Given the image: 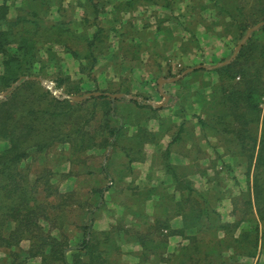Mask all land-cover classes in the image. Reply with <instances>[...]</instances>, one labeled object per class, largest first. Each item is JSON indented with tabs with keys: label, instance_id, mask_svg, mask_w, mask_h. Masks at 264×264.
<instances>
[{
	"label": "trees",
	"instance_id": "trees-1",
	"mask_svg": "<svg viewBox=\"0 0 264 264\" xmlns=\"http://www.w3.org/2000/svg\"><path fill=\"white\" fill-rule=\"evenodd\" d=\"M206 1L200 0V9L208 8L209 3L216 5L222 9L223 17L230 21V26L224 25L216 31L201 24L217 38L229 37L237 42L251 22L264 21V0H234L242 4L234 9L225 7L228 5L226 0ZM64 2L21 0L18 14L13 19L9 18L10 5L0 3V90L27 75L55 79L57 87L64 88L68 94H81L79 85L50 69L62 61L56 45L67 49V53L83 63L95 64L102 53L101 48H104L100 44L105 40L101 27L93 34L94 37L87 31L77 33L71 26L72 20L65 16L64 12L68 9ZM146 2L171 6L159 0ZM196 2L191 0L193 10ZM82 3L80 5L85 11L90 10L97 15L108 6L107 0H86ZM127 4L132 5L133 0ZM248 4L255 7L247 15L243 11L244 5ZM247 17L251 20L250 24L242 25L243 21L247 23ZM230 27L241 28L242 34L231 36L227 32ZM259 30L264 33V26ZM77 38L86 41L83 51L70 46ZM194 41L196 45L199 43L196 34L182 42L181 49L189 52V45ZM253 47L251 37L232 63L214 69L219 78L208 83L212 92L195 93L196 103L202 108V112L196 114L200 136L197 139L191 136L182 123L170 142L171 145L180 143L184 149V142L190 135L192 158L187 165L173 164L168 159L170 145L165 150L163 166L166 173L172 176L174 190L171 192L166 186H158L140 196L132 194L134 203L120 204L127 211L107 230L94 227L97 212L103 206L100 205L101 199L105 192L112 189L111 186L104 187V180L110 178V185H115L130 176L133 173L130 163L144 158V144L155 141L162 134L140 128L132 137L134 145L123 147L129 164L123 168L118 166L113 172L110 164L102 162L98 169L104 177L95 180L98 185L92 188L86 200L74 205L75 193L60 190L53 181L55 172L51 168H41L32 179L30 166L23 167L22 164L54 148L68 146L62 149V154L71 166L89 165L92 150L116 148L119 140L126 138L124 118L117 112L112 98L105 94L89 97L83 102L62 100L38 81H22L8 96V108L3 106L6 101L0 102V137L9 142V146L0 151V246L21 250L12 253L10 264H27L28 260L37 257L41 258V264H113L114 256L128 241L140 245V250L134 253L137 260L127 264H263L260 261L253 263L252 259L264 250V109L261 107L264 48ZM204 70L201 68L195 72ZM169 76L174 77L175 74L169 73ZM121 92L130 93L129 89ZM147 99L145 96L144 100ZM129 101L140 110L154 114L158 111L152 105L134 99ZM209 137L221 141L226 152L245 165V189L232 194L222 180H218L220 171L209 176L208 168L195 169L205 154L197 147L198 141L203 138L208 141ZM86 167L87 173H90L92 168ZM74 172L78 173L71 169L63 172V176H71ZM198 173L209 179L206 189L198 188L191 178ZM153 193L159 197L155 206L163 211L151 222L142 218H149L144 212ZM225 198L232 199V221H224L218 210ZM75 206L81 214L78 224L70 219ZM127 215H133L134 219L141 217L143 228L134 229L125 225ZM172 216L182 218L181 227L171 225ZM45 223L59 231L56 239L45 229ZM172 236H180L187 242L168 254ZM23 240L30 241L26 250L20 248ZM74 240H77L75 244Z\"/></svg>",
	"mask_w": 264,
	"mask_h": 264
},
{
	"label": "crops",
	"instance_id": "crops-1",
	"mask_svg": "<svg viewBox=\"0 0 264 264\" xmlns=\"http://www.w3.org/2000/svg\"><path fill=\"white\" fill-rule=\"evenodd\" d=\"M82 1L83 0H73L71 2L69 0L68 4H66L67 0L64 2L65 7H68L71 4L70 12L72 18L70 15H68V17L72 20V28L77 33L87 31L88 34L92 36L99 30L98 28L101 27V34L105 41L103 44H100V46H104V48H101L102 53L97 57L95 64L92 62L87 63V61H84L83 63V61L81 62V60L71 55L68 61V57L65 59L63 58V61H59L56 64L57 67L50 68L56 75L64 78L68 77L70 78L69 81L79 85L81 94L71 95H83L87 92L116 94L125 93L121 91L123 89H129V94L141 97L140 94H137V92L140 91V89H143V94L141 93L143 95L142 98L144 99V97L147 96L148 99L145 101H152L150 100L151 96H154L152 82L156 81V95L163 100L162 102H159L158 100V102H152L157 104L163 103L165 101V97L162 95L159 87L160 79L173 78L169 76V73L175 74L174 77L178 76L182 69L179 68L181 67V64L178 63L177 65L178 56L181 57L183 55V58H185V56H187L186 54L190 53V51L185 52L181 49L182 42L185 40L182 41L180 39L184 37V39L188 40V38H193V35L196 34V36L201 39V44L203 46L207 45L204 42H209V38L213 37L217 39L216 36L212 35V33L205 29L202 25H197L196 15L192 8H190L189 12L187 11L188 9L184 12L186 15V24L184 32L179 35L181 30H178L177 27H180L181 25L179 24L178 16H176L177 14H174L176 9L174 10L175 12H170L164 19L160 18L159 20H155L151 10L152 7L156 5L152 3L148 4L146 2L147 0H133L132 5L127 4L129 0H107L108 6L104 9L105 11L98 15L90 10L88 12L85 10L80 13L79 11L77 12L75 9L78 6L81 8L80 3H82ZM188 2L191 3V0H188ZM172 3L174 4V0H172ZM141 9H143V12ZM56 10L55 14L57 15L58 13ZM56 15L55 17L58 19ZM93 37L90 38L93 39ZM218 40H216L217 43ZM85 44L86 41L77 38L73 40L70 46H73L74 50L83 51L82 49ZM56 48L60 53L67 51V49L60 45H56ZM224 51L226 52V47L223 48V54ZM66 54L70 53L66 52ZM214 56L220 58L216 53L212 54V58ZM82 63L84 64V67ZM183 71H181V74ZM191 73H193V71L187 73L184 77L178 80L165 82L163 84V91L169 96V100L165 102L163 106L156 108L158 111L155 114L148 110H140L133 102L129 101L131 99H113L111 97L113 103L117 107V112L124 118V131L127 135L126 138L122 137L119 140V146L116 148L109 147L107 149H95L96 152L94 153L96 154L94 158H100L103 160H100L101 162L110 164L113 172L117 170L118 166L123 168L124 165L129 164V158L123 150V147L134 145L133 143L135 139H132V137L139 132L140 128L162 134V136L157 137L155 141L146 142L144 144V158L142 160H135L130 163L133 167V173L126 177L128 184L125 189L120 188V192L124 190L126 196H136V193L139 194L137 196H140L141 193L149 191L150 188L155 189L158 186H166L171 192L174 190L172 187V176L166 173L163 166L166 161L165 150L169 145L171 152L168 159L173 164L187 165L189 163V159L192 158L193 149L191 142H184V149L181 148V145H179L180 143L176 142L172 145L170 144L178 132L180 125L184 123L185 129L187 127H190L188 129H191L194 125V118H196V114H198L196 110V96L193 87L191 88L190 86V90L189 85H187L186 89L179 90L180 87L185 86L182 85V83H186L188 76L191 75ZM41 78L50 80L46 77ZM51 81L55 83L58 90L66 92L64 88L57 87L55 79H52ZM40 84L43 87H46L41 82ZM171 89H175V93ZM156 95L154 97H156ZM153 100L156 101V99ZM203 145L204 144L202 142V151ZM205 145L208 144L205 142ZM62 156L63 155H61V158H57L58 163L61 162V159H64ZM236 160L237 159H233L232 161ZM135 173L136 175H134ZM203 177L205 180L202 182L200 189H206L209 185V179L205 176ZM191 178L193 179L192 176ZM218 180H222L223 183L225 182V179H223L221 175ZM228 187L226 185V188L230 191V193L236 194L235 191L230 189V186ZM91 191L92 189L90 192ZM158 198L159 197L156 196V193H153L152 199L147 201V207L144 213L149 215V218H142L143 220L150 219V221L153 222L157 215H161L159 212H162L163 210L160 209L159 211V208L155 206ZM226 199H230L232 201L231 198H225L220 202L218 210L221 215L222 212L220 208L223 201ZM126 211L127 210H125L123 205L114 206L113 211H109V215L105 214L103 217L95 220L94 227L100 230L110 229V225L115 223L117 216H121ZM131 216L134 219V216ZM230 217H232L231 213ZM140 218L141 217H139V222L137 223L141 227L144 224L140 221L142 220ZM223 220L232 221L225 220L224 218ZM170 222L175 228L182 226V218L180 216L173 217ZM186 242L187 241L180 236L170 237L167 250L168 254L176 251L180 245ZM123 245H127L133 251L139 249L135 248V245L137 244L132 241L125 242ZM263 254L264 250H262L257 257L252 259L253 263H256L257 261L261 262L260 259ZM122 257L124 262V256ZM134 257L135 256L133 255H129V262L127 263L136 261L137 259Z\"/></svg>",
	"mask_w": 264,
	"mask_h": 264
},
{
	"label": "rangeland",
	"instance_id": "rangeland-1",
	"mask_svg": "<svg viewBox=\"0 0 264 264\" xmlns=\"http://www.w3.org/2000/svg\"><path fill=\"white\" fill-rule=\"evenodd\" d=\"M70 1L72 2L73 0H70ZM85 1L86 0H83L82 2H85ZM3 2H7L8 4H10L9 18L10 19L15 18L18 14V5H20L21 1L20 0H0V3H3ZM68 2H69V0H67L66 4H68ZM159 2L160 3H170L171 6L165 7L161 4H159V5L152 7L151 12H152V15H154L153 16L154 19L155 20H159L160 18L164 19L166 16L169 15L170 12L173 13V11L176 9L175 10L176 12L174 11L175 12L174 14H177L176 16H178V21H179V24L181 25L180 26L181 28L177 27V29L181 30V33L179 31V33H180L179 35H181L182 32H184V27L186 24V21H185L186 15L184 14V12L187 9H188L187 10L188 12L190 11V8H191L190 3L188 2V0H174V4L172 3V0H159ZM226 3L228 5H226L225 7H228L230 9H234L235 7L242 6V4H240V2L237 4L234 2V0H226ZM82 4H84V3H82ZM208 6H209L208 8L202 10V9H200V0H197V2L195 3V5H194L195 10H193V9L192 10H193V12H195L197 25L205 24L209 29H211V31L220 30V29L224 28V25H225V27L230 26V21L228 22L229 19L228 18L225 19V17H223V13H222L223 11H222V9H220V7L213 5V4H210V3ZM254 7L255 6H253V4L244 5L245 9H244L243 13L248 15L250 12L253 11ZM65 8L68 9L64 12L66 18H70L71 17V12H70L71 4H70V6L65 7ZM108 9H109V7H108ZM75 10H77V12L79 11V13H80L85 9H84V6H81V8L78 6V7H76ZM141 11L143 12V9H141ZM68 15H70V17H68ZM102 16H104V15H102ZM245 20H247V23H245L243 21L242 25L250 24L251 20H249L248 17L245 18ZM199 22H200V24H199ZM259 22H261V21H259ZM259 22L258 21L255 23L251 22V25L248 27V29L250 27L256 25ZM179 24H178V26H179ZM204 28H205V26H204ZM259 29L255 30L251 35V37L253 39V45L255 46V47H253L254 49L255 48L256 49H261V48L263 49L264 48V33L262 31H260ZM247 30L245 31L243 36L240 38V40L237 39L238 40L237 42L234 41L232 38H229V37H225L222 39L219 38L220 41L218 40V38L216 39V38L211 37V38H209V42H204L207 44L205 46H203L201 44V39H199V43L197 45H196V42L194 41L193 44L189 45L190 53L186 54L187 56H185V58H183V55L181 57L178 56L179 58L177 60L178 61L177 65L179 63V64H181V67H179L180 69L181 68L186 69L187 67H193V66H196L198 64L215 65V64H217L223 60H227L233 55L236 46L244 38ZM227 32L229 34H231V36L236 33L237 37L240 36V34H242L241 28H239V30H238L236 28L231 29V27H230V31H227ZM180 40L186 41L187 39H184V37H182ZM216 40H218V43ZM225 47H226V52L224 51V54H223V48H225ZM213 53L218 54L220 58H217V56H214L212 58ZM61 57H62V61H63V58L65 59L68 57L67 58V61H68L69 57H71V55L66 54V52H63V53H61ZM235 58L232 60V62L235 60ZM232 62H230V63H232ZM0 64H1V62H0ZM1 68L2 67L0 65V69ZM180 74L181 73H179V75ZM218 78H219V74L214 69H206L204 71H199V72L198 71L195 72V70H194L193 73H191V75L188 76L186 83H182V85H185V86L180 87L179 90L180 89H186L187 85H189V88H190V86H191V88L193 87L196 94H200L201 92L202 93L204 92L205 94H209L212 92V89H211L212 86L209 87L208 83L209 82H215L218 80ZM49 79L52 80V78H49ZM156 83H157L156 81L152 82V84H153L152 90H154V93H153L154 96L156 95V92H155L156 91L155 87H157ZM8 88H10V86ZM8 88H3L2 90H0V94L2 92L6 91ZM44 88H46V87H44ZM191 88H190V90H191ZM15 89L9 95H7L5 98L0 100V102L6 101V104L3 105L4 108L9 107L8 96H11L13 94V92L15 91ZM171 90L175 93V89H171ZM143 91H144L143 89H140V91H138L137 94H140V96L142 97ZM22 94L25 95V92H23ZM154 96L152 95L150 100H152L154 102H158V101L162 102L163 99H161L157 95H156V97H154ZM173 96L176 97L175 95H173ZM153 99H156V101ZM174 102H176V101H174ZM261 107L264 109V96L262 98ZM196 108H197L196 109L197 112L200 114V112H202V108L198 103H196ZM188 128H190V127H187L186 130H187V132H190L191 136H194L196 139H197V136H200L199 135L200 134V125H199L197 117L194 118V125L192 126V128L191 129H188ZM188 136H189V138H188L187 142H190L192 139H190V135H188ZM202 142L204 144L203 145V151L205 152V154L203 155L202 159L199 161L200 162L199 167H195V169L197 170L198 168H208L209 176H214V174L217 171H220V175L222 176L223 179H225L224 183L227 185V187L230 186V189L232 191H235V193H237L238 191H240V189H245L247 187V181H246V175H245L246 169H245V165L242 164L241 160L237 159L236 161H232L234 158L226 152V150L224 149L223 146H221V144H222L221 141H218L217 139H215L213 137H209L208 141L205 138L200 139L198 141L197 147L202 148V146H201ZM205 142L208 145H205ZM8 146H9V142L5 141L4 139H2L0 137V151L6 149ZM230 146L232 147V145H230ZM64 148L67 149L68 146H60V147L54 148L49 153L42 155L41 157H37L36 159H33V160L30 158V159H28V161L24 162L22 164V166L23 167H26V166L29 167L30 166L32 179L35 178L36 174H38V171L41 168H43V167L51 168L55 172L53 181L59 186L60 190L63 192L69 191V192L75 193L76 197H74V202H75L74 205H76V203H78L79 201L81 202L83 200H86L88 198L87 195L90 192V190L94 186H96V184H97L96 181L104 177V175L98 169L100 167V164L102 163L101 161H103V160H101L100 158L99 159L94 158L95 154H96V153H94V152H96V150L94 149L91 151L90 159H88L89 165H82L80 167H78V165L71 166L70 163L67 161L66 157L62 154L64 152L62 149H64ZM61 155H63L62 157L64 159H61V162L58 163L57 158H59V157L61 158ZM215 161H218V163L216 164V166H213V163ZM86 166H90V168H92L91 169L92 171L90 173H87V171H86L87 167ZM71 169L72 170L74 169V171H78V173L74 172L76 175L74 173H72V175L68 176V177L63 176V172H68ZM134 175H136V173ZM192 177H193L195 185L198 188H201L202 182L205 180V178L203 176H201V173L194 174ZM127 184H128V181L126 178L121 180L120 182H117L115 185H110V178L107 179V181L104 180V182H103V185H105L104 187L111 186L112 189H110L108 192L104 193V197L101 199V202H100V205H103V206H102V209L97 212L96 220L100 217H103L105 214L109 215V211L110 212L113 211L114 206H117V205H120L123 203H130V204L134 203V201H133L134 199L132 197L126 196L124 190L122 192H120V188L125 189ZM220 209H221L223 218L225 220H233V217H230V213H231V209H232V201L230 199L224 200ZM75 210H77V206H75L74 210L71 212L70 219H71V221H74L75 224L76 223L78 224L81 221V214H80V210H77V211H75ZM119 217L120 216H117V218L115 219V222L118 220ZM137 222H139V219H138V221H136V219H133L131 215H127L126 219L124 220V224L127 226H131V228L132 227L134 229L143 228V227H140V225ZM44 226H45V229L52 235L53 239H56V237H58L59 231L56 229H53L52 225H50L49 223H45ZM76 242H77V240H74L73 244H75ZM123 244L121 247V251L118 252V254H116L114 256L115 259L113 261V264H127V262H129V258H128L129 255L134 256V253L136 251L140 250V245H138V244L135 245L136 247L134 246L135 248H139L136 251L131 250L130 247H128L127 245H123ZM29 246H30L29 240H23L20 244V248H22L24 250L28 249ZM20 251L21 250L18 247H13V248L7 249L5 247L0 246V264H10L11 260H12V258H11L12 253H16V252H20ZM122 256H124V262H123ZM260 260H261V263L264 264V254L261 256ZM27 264H41V258L37 257V258L30 259L27 261Z\"/></svg>",
	"mask_w": 264,
	"mask_h": 264
},
{
	"label": "water",
	"instance_id": "water-1",
	"mask_svg": "<svg viewBox=\"0 0 264 264\" xmlns=\"http://www.w3.org/2000/svg\"><path fill=\"white\" fill-rule=\"evenodd\" d=\"M263 25H264V21H261V22L257 23L256 25L250 27L247 30L246 35L244 36V38L236 46L233 55L229 59L223 60V61H221V62H219V63H217L215 65L199 64V65H196V66L189 67V68L185 69L182 74H180V75H178L176 77H173V78H170V79H165V78L160 79V81H159V87H160V90L162 92V95L165 97V101L163 103L157 104V103H154L152 101H145L142 97H139V96L133 95V94H126V93H116V94H114V93H102V92H87V93H85L83 95H71V94H68L66 92H63L61 90H58L56 88V86H55V83L53 81H51V80L43 79V78L38 77V76H27V75L21 76L14 83H12V85L10 86V88H8L6 91L2 92L0 94V100H2L7 95H9L18 85H20V83L22 81H24V80H38L44 86H46L51 91V93L54 96H56L57 98L62 99V100L69 99V100H74V101H83V100H85L88 97L100 96L102 94H106V95L112 97L113 99H116V98L134 99V100H137L139 102H143V103H146V104H150V105H152L155 108H159V107L163 106L165 104V102H167L169 100V96L163 91V84L165 82H172V81L178 80V79L184 77L187 73H189L191 71H194L196 69H201V68L215 69V68H218L220 66H224V65L229 64L237 56L239 50L246 44V42L248 41V39L251 37L252 33L255 30L259 29Z\"/></svg>",
	"mask_w": 264,
	"mask_h": 264
}]
</instances>
